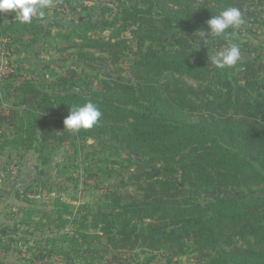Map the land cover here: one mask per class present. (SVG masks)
Segmentation results:
<instances>
[{
  "label": "trees",
  "instance_id": "obj_1",
  "mask_svg": "<svg viewBox=\"0 0 264 264\" xmlns=\"http://www.w3.org/2000/svg\"><path fill=\"white\" fill-rule=\"evenodd\" d=\"M90 1L51 0L45 10L74 15L72 22L56 24L76 37L55 50L76 66L94 59V53L116 63L128 56L133 80L106 77L96 89V77L83 67L52 71L49 80L44 73L17 74L1 87L7 110L0 108V120L13 129L3 133L2 142L24 150L50 138L82 144L110 136L115 151L136 162L135 191L128 193L119 181L122 186L106 191L97 209L62 203L54 241L40 248L39 257L45 251L66 256V264H105L106 254L121 258L116 252L126 250L142 264L155 251L170 263L192 250L203 264H264V59L245 57L218 69L203 53L219 49L234 33L228 29L225 37H211L206 21L212 15L233 6L243 19L260 17L264 0H104L101 18ZM116 24L118 33L107 38L87 33L91 27L113 30ZM30 26L12 12L0 23L7 38ZM158 72L208 82L194 116L184 111L183 98L153 79ZM86 101L102 114L96 125L79 132L64 129L62 113ZM38 122L44 127L40 135ZM55 128L64 132L56 134ZM64 224L68 230L59 229ZM36 228L44 231V225Z\"/></svg>",
  "mask_w": 264,
  "mask_h": 264
},
{
  "label": "rangeland",
  "instance_id": "obj_2",
  "mask_svg": "<svg viewBox=\"0 0 264 264\" xmlns=\"http://www.w3.org/2000/svg\"><path fill=\"white\" fill-rule=\"evenodd\" d=\"M102 1L104 0H91L87 3L91 7L96 6L95 14L99 15V18L102 16L99 9ZM52 5L53 3L50 7ZM44 12L43 16L33 18L28 30L13 34L9 38L4 37L7 34L0 28V100L1 87L17 74L36 77L37 74L44 73L49 80L52 71L65 73L62 68L69 66L76 69L83 67L85 73L96 77L93 86L96 89L102 87L101 81L106 77L120 76L125 80H133L129 72L128 56H123L116 63L102 60L98 53H94V59L81 62L78 66L70 60H65L55 47L67 45L70 41H75L76 37L68 27H58L56 23L72 22L74 15L68 10H61L57 15H54L51 9ZM259 13L257 15L260 17L244 18L243 25L234 29L228 39V42L239 44L242 58L264 59V12ZM10 16V11L0 12V23L4 24ZM105 17L110 19L112 15L107 11ZM117 27L118 24L113 30L104 29L102 26L91 27L87 33L93 38H107L118 33ZM47 29L50 33L46 35ZM122 36L130 39L131 34L124 31ZM227 43L222 44L219 49L205 48V57L212 63V54L222 50ZM152 77L162 89H169L168 94L177 95L178 99L183 98L184 111L190 116L195 115L197 107L205 100L203 92L208 82L204 80L173 72H158ZM1 107L7 110L6 104L2 105L0 101ZM62 114L63 120L67 113ZM37 127V133L40 135L44 127L39 122ZM12 130L5 120H0V264H66L64 255H46L44 251L41 253L44 257L40 258L38 254L40 248L48 247L54 241L51 239L56 236L58 229L54 219L58 215V209H62L60 205L67 203L74 209L86 205L97 209L99 205L102 206L97 201L104 197L106 191L122 186L119 181L126 184L124 187L128 193H134L131 174L136 169V162L129 161L122 152L117 153L113 148L115 140L111 141L110 136L90 138L82 144H74L70 139L55 142L50 138L49 142L38 140L29 149L17 150L4 146L2 142L3 133L10 135ZM55 131L59 135L64 132L58 128H55ZM138 162V165L143 164L139 160ZM39 225H44L43 232L36 228ZM68 228L69 225L64 224L59 229ZM42 235L51 241H41L39 237ZM64 246L68 247L67 244ZM116 253L121 255V258L112 257L113 254L109 253L103 262L135 264V257L128 251ZM138 253L142 258V252ZM150 255L154 258L142 264H203L201 255L192 250L174 258L170 263L155 251ZM116 259L119 262L115 261Z\"/></svg>",
  "mask_w": 264,
  "mask_h": 264
},
{
  "label": "clouds",
  "instance_id": "obj_3",
  "mask_svg": "<svg viewBox=\"0 0 264 264\" xmlns=\"http://www.w3.org/2000/svg\"><path fill=\"white\" fill-rule=\"evenodd\" d=\"M51 6V0H0V12L11 11L20 23H31L34 17L43 16L44 10ZM244 23L241 11L227 6L207 21V33L213 38L225 37L228 29H239ZM242 58L239 44L229 41L227 45L211 56L212 63L218 68L237 65ZM99 108L91 101L73 105L63 119L64 129L72 132L91 129L101 117Z\"/></svg>",
  "mask_w": 264,
  "mask_h": 264
}]
</instances>
